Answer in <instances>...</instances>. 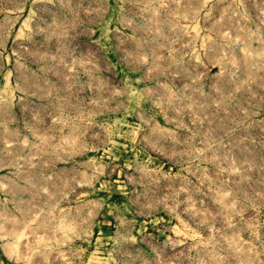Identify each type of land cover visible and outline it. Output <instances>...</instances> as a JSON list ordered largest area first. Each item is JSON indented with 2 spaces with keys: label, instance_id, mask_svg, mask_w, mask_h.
<instances>
[{
  "label": "rangeland",
  "instance_id": "1",
  "mask_svg": "<svg viewBox=\"0 0 264 264\" xmlns=\"http://www.w3.org/2000/svg\"><path fill=\"white\" fill-rule=\"evenodd\" d=\"M0 264H264V0H0Z\"/></svg>",
  "mask_w": 264,
  "mask_h": 264
}]
</instances>
